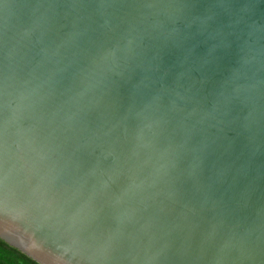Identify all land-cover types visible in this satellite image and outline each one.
I'll return each instance as SVG.
<instances>
[{
	"label": "water",
	"instance_id": "1",
	"mask_svg": "<svg viewBox=\"0 0 264 264\" xmlns=\"http://www.w3.org/2000/svg\"><path fill=\"white\" fill-rule=\"evenodd\" d=\"M0 239L264 264V0H0Z\"/></svg>",
	"mask_w": 264,
	"mask_h": 264
},
{
	"label": "trees",
	"instance_id": "2",
	"mask_svg": "<svg viewBox=\"0 0 264 264\" xmlns=\"http://www.w3.org/2000/svg\"><path fill=\"white\" fill-rule=\"evenodd\" d=\"M0 264H39L0 239Z\"/></svg>",
	"mask_w": 264,
	"mask_h": 264
}]
</instances>
